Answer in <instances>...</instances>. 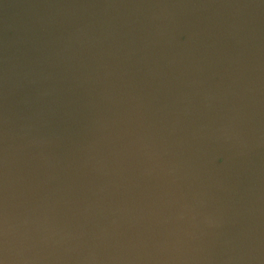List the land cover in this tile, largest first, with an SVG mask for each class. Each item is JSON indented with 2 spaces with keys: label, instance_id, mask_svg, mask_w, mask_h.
<instances>
[{
  "label": "water",
  "instance_id": "95a60500",
  "mask_svg": "<svg viewBox=\"0 0 264 264\" xmlns=\"http://www.w3.org/2000/svg\"><path fill=\"white\" fill-rule=\"evenodd\" d=\"M0 264H264V0H0Z\"/></svg>",
  "mask_w": 264,
  "mask_h": 264
}]
</instances>
